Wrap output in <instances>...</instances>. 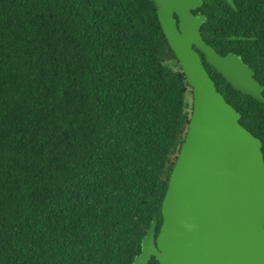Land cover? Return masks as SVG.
Returning <instances> with one entry per match:
<instances>
[{
    "label": "trees",
    "instance_id": "trees-1",
    "mask_svg": "<svg viewBox=\"0 0 264 264\" xmlns=\"http://www.w3.org/2000/svg\"><path fill=\"white\" fill-rule=\"evenodd\" d=\"M234 2L193 12L264 85V0ZM200 54L264 156V102ZM191 114L154 1L0 0V264H132Z\"/></svg>",
    "mask_w": 264,
    "mask_h": 264
},
{
    "label": "water",
    "instance_id": "water-1",
    "mask_svg": "<svg viewBox=\"0 0 264 264\" xmlns=\"http://www.w3.org/2000/svg\"><path fill=\"white\" fill-rule=\"evenodd\" d=\"M163 32L192 88V114L157 218L132 264H264L262 141L218 90L206 61L240 90L264 102V85L234 52L207 43L204 0H152ZM227 2L236 9L234 0ZM177 16V18H176Z\"/></svg>",
    "mask_w": 264,
    "mask_h": 264
}]
</instances>
